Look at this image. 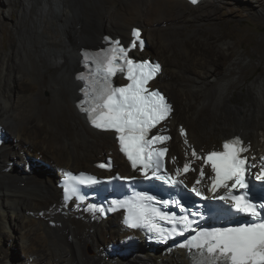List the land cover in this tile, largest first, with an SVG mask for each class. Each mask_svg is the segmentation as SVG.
Returning <instances> with one entry per match:
<instances>
[{
  "label": "bare ground",
  "instance_id": "bare-ground-1",
  "mask_svg": "<svg viewBox=\"0 0 264 264\" xmlns=\"http://www.w3.org/2000/svg\"><path fill=\"white\" fill-rule=\"evenodd\" d=\"M246 4L241 0H203L196 5L181 0H0V39L4 44L6 33L13 36L7 50L0 48V261L10 263L8 247L19 240L23 253L16 264H39L35 250L40 248L34 241L40 237L33 236L32 241L30 233L38 227L51 241L47 264H191L193 256L186 250L146 244L138 232L122 226L121 214L103 220L89 209L91 203L80 207L73 201L63 203L57 183L68 170L85 167L106 176L94 164L108 155L115 171L128 175L114 134L95 130L79 111L82 53L104 47L110 33L105 30L117 29L110 35L127 44L133 28L141 29L145 49L138 59L153 54L162 64L161 74L150 86L159 85L168 94L178 92L188 125L186 137L181 136L173 105L165 123L172 135L167 162L181 165L186 160L195 166L185 177L189 185L204 167V179L196 186L208 188L210 167L203 159L192 158L193 149L203 158L239 132L248 149L243 155L255 170L264 157V72L250 82L246 106L233 105L234 89L244 83L240 65L255 71L257 64L252 52L248 56L250 51L240 49L249 48L250 36L249 40L241 32V37L239 31V40L234 33V39L227 38L219 26L241 22L252 13L263 17L264 9L256 11V6ZM14 15L8 26L6 19ZM28 156L49 167H38L34 161L32 165ZM89 249L93 251L87 254Z\"/></svg>",
  "mask_w": 264,
  "mask_h": 264
},
{
  "label": "snow or ice",
  "instance_id": "snow-or-ice-1",
  "mask_svg": "<svg viewBox=\"0 0 264 264\" xmlns=\"http://www.w3.org/2000/svg\"><path fill=\"white\" fill-rule=\"evenodd\" d=\"M190 2L196 4L197 0ZM108 39L111 46L106 51L85 56L88 73L87 75L81 73L78 76V79L85 81V87L81 89L84 98L79 101L78 107L96 129L116 134L119 150L127 157L133 170H138L147 180L156 179L172 188L180 187L184 182L178 177L194 169L186 162L182 169L175 170L174 175L166 171L161 174L164 169L163 159L168 149L157 148L154 145L164 143L170 137L160 134L150 136L152 130L165 121L172 112V106L166 97L148 87L149 82L161 71V65L148 61L137 62L130 57L132 49L144 48L145 42L141 39L139 30L133 31V40L127 47L122 46L118 40ZM125 72L128 83L114 86L113 78L117 73ZM180 135L186 136L183 128L180 129ZM222 148V151H211L202 159L205 165L211 166L213 173L208 187V191L213 193L212 198L225 203L230 201V207L225 209L222 205L214 207L206 203L202 206L203 211L196 209L188 210L187 215L175 213L169 215L145 203L156 198L144 193H136L134 200H114L112 204L128 210L129 227L133 229L147 227L149 232L156 233L162 240L175 234L183 235L186 229L191 230L193 225L198 223L193 217L203 218L205 213L211 215L222 210L245 214L248 220L238 226H221L199 231L197 235L191 237L190 244L180 246L199 250V255L194 256V264H264V202H252L247 191L240 195L235 194L237 190L252 191L257 187L251 179L253 175L251 169L255 165L249 164L248 158L242 155L248 149L239 137L225 141ZM191 155L194 159H201L194 149ZM260 159L264 161V157ZM99 167L105 168L106 165L100 164ZM64 175L66 199L77 196V189L71 183L73 179L80 185H95L100 182L91 175L81 174L78 178L72 177L70 173ZM204 176L205 169L201 167L199 178L190 191L201 200L207 201L209 198L196 187ZM255 180L261 182L259 187L264 191V163H261L259 173L255 174ZM220 189L225 190L224 195H216ZM156 202L162 203L165 207L177 206L184 210L181 200ZM89 209L96 210L94 205H89ZM99 211L104 210L101 208ZM156 218L171 223L172 229L169 231L159 227L153 222ZM177 226H180L179 233Z\"/></svg>",
  "mask_w": 264,
  "mask_h": 264
},
{
  "label": "rangeland",
  "instance_id": "rangeland-1",
  "mask_svg": "<svg viewBox=\"0 0 264 264\" xmlns=\"http://www.w3.org/2000/svg\"><path fill=\"white\" fill-rule=\"evenodd\" d=\"M241 3H243V4L248 3V4H246L247 7H251V6L255 7L256 6V11H258V9H264V0H248V1L247 0H241ZM253 7H251V8H253ZM15 18H16V15H14L13 18L6 19V23L8 24V26L10 25V23L13 22V20ZM135 25H137V24H135ZM140 25H144V24L140 23ZM219 26H220V29L222 28L221 29L222 33L226 34L227 38H233L234 36H232V35L235 34L236 40H239V39H237L238 38L237 35L239 33H241V32L243 33L244 37H245V35H247L249 40L251 38V41H252V42H250L251 45H246L245 44L246 47L249 46V48H248L249 50L248 49H243V48H241V46H240V49L242 51L246 52V54L250 51L248 56L250 55L251 52L255 54V56H254V54L251 53V56H253V57L252 58L250 57V58L255 60V62L257 64L256 65L257 66L256 70L252 71V70L247 69V68L245 70V68H243L240 65L241 71H242V73H244V83L242 85H238L234 89V94H233L234 97H232L231 100H230L233 105L246 106L247 102L249 101L248 86H249L250 82L253 79H255V77H257L260 73L264 72V15H263L262 18H259V16H257V13H255V14L252 13L251 16L243 18L241 20V22L232 21V22L227 23V24H225V23L220 24ZM211 27L212 26L209 25V24L206 25V28H208V29H211ZM106 31H108L110 33H114L115 31H117V33H118L117 29H115V30H105L103 33H105ZM110 33H107L106 35H109V36L114 38L115 35H110ZM119 33H122V32H119ZM232 33H234V34H232ZM242 33H241V37L243 36ZM249 36H250V38H249ZM125 38H127V37L125 36ZM4 40H5V42H4L5 47L2 46V45H4L3 42H2L3 40L0 39V48L1 49L3 48V50H7L8 43L13 40V36L8 34V33H6L5 36H4ZM245 43H247V42L245 41ZM250 43H247V44H250ZM255 44H256V46H255ZM92 45L90 44L88 47H90ZM253 46L255 47L254 50H253V48H254ZM255 50H258V52L259 51L260 52L257 53V51H255ZM152 55H148L147 58L151 57V58L155 59ZM140 58H145V57L141 56ZM157 88H159V89L163 90L164 92H166L159 85H157ZM166 94H167V97L169 98L170 102L175 107L174 108L175 109V113L173 115L174 116V120H175L174 122L175 123L178 122V121L180 122L179 131H180L181 128H183L187 132L188 125H187V121H186L185 115L183 113V110L180 109L182 101L180 100L181 98L179 97L178 92L172 91V92H169V94L166 92ZM168 133L171 135L170 131ZM233 135L241 136V133L235 132ZM169 143H168L167 147L170 150ZM213 149L214 150H219L220 148L215 146V147H213ZM172 150L174 151L173 148H172ZM108 157H110V156H108ZM28 158H29V161L32 163V165H34V162H35V165H37L38 163L40 164V165H37L38 167H40L42 165H44L45 167H49L47 164H45L43 161L39 160L37 157L28 156ZM99 160H100V162H103V158H100ZM192 167L195 169L194 166H192ZM115 169H116V167H115ZM52 170L54 171L53 168H52ZM77 170L87 171L85 167L77 168V169L71 170V171H77ZM113 230H114V228H113ZM45 231H46L45 229L42 230V229H40L38 227H33L30 230V233L33 234L31 236L32 241H33V236H37V235H38V237L41 238L42 241L45 240V242H43L44 247H42L43 244H41L42 242H40V238H39V241H37V240L34 241V243H37V245L40 248V249H36L35 250V253L37 254L36 255L37 257L35 259L37 260V263H39V264H47L48 263L46 261H48L47 257H49V247H50L49 243L51 241H50L49 236L47 235V233ZM130 238H131L130 240H133L134 236H132ZM11 242H13V246L12 247L10 246V248L8 247V249L10 250V253L12 254V259H10V263L9 264H16L22 259L23 251H22V247H21V242L19 240L11 241ZM11 242H9L8 245H11L12 244ZM91 251H93V250L89 249L87 251V254L91 253ZM62 259H64V258H62ZM53 260H59V258L53 256ZM0 264H5V263L3 261H0ZM71 264H75V263H71Z\"/></svg>",
  "mask_w": 264,
  "mask_h": 264
},
{
  "label": "flooded vegetation",
  "instance_id": "flooded-vegetation-1",
  "mask_svg": "<svg viewBox=\"0 0 264 264\" xmlns=\"http://www.w3.org/2000/svg\"><path fill=\"white\" fill-rule=\"evenodd\" d=\"M136 58H138V57H136ZM139 59H141V58H139ZM120 80H118L117 82H116V85L118 86V85H120Z\"/></svg>",
  "mask_w": 264,
  "mask_h": 264
},
{
  "label": "water",
  "instance_id": "water-1",
  "mask_svg": "<svg viewBox=\"0 0 264 264\" xmlns=\"http://www.w3.org/2000/svg\"><path fill=\"white\" fill-rule=\"evenodd\" d=\"M122 44H124V43H122ZM149 245L154 246V245H152V244H149Z\"/></svg>",
  "mask_w": 264,
  "mask_h": 264
},
{
  "label": "trees",
  "instance_id": "trees-1",
  "mask_svg": "<svg viewBox=\"0 0 264 264\" xmlns=\"http://www.w3.org/2000/svg\"><path fill=\"white\" fill-rule=\"evenodd\" d=\"M149 60H151L150 58H148Z\"/></svg>",
  "mask_w": 264,
  "mask_h": 264
},
{
  "label": "built area",
  "instance_id": "built-area-1",
  "mask_svg": "<svg viewBox=\"0 0 264 264\" xmlns=\"http://www.w3.org/2000/svg\"><path fill=\"white\" fill-rule=\"evenodd\" d=\"M112 264V263H111Z\"/></svg>",
  "mask_w": 264,
  "mask_h": 264
}]
</instances>
